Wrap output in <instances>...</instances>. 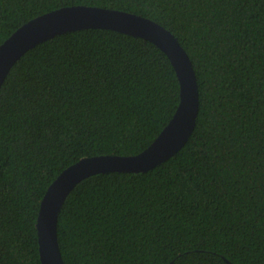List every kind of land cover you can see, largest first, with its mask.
Listing matches in <instances>:
<instances>
[{
	"label": "trees",
	"instance_id": "trees-1",
	"mask_svg": "<svg viewBox=\"0 0 264 264\" xmlns=\"http://www.w3.org/2000/svg\"><path fill=\"white\" fill-rule=\"evenodd\" d=\"M79 5L171 30L193 62L200 112L153 170L75 187L58 222L65 264H264V0H0V46ZM180 100L170 58L141 37L84 29L29 50L0 90V264H42L52 183L83 158L143 152Z\"/></svg>",
	"mask_w": 264,
	"mask_h": 264
},
{
	"label": "water",
	"instance_id": "water-1",
	"mask_svg": "<svg viewBox=\"0 0 264 264\" xmlns=\"http://www.w3.org/2000/svg\"><path fill=\"white\" fill-rule=\"evenodd\" d=\"M84 29H110L146 39L170 58L181 85L179 107L156 140L137 155L86 157L65 169L47 190L38 218L42 264H65L58 237L59 215L67 197L83 180L98 174L142 173L176 155L192 136L200 112L193 62L174 33L141 15L97 6L63 7L20 27L0 46V90L15 64L31 49L56 36Z\"/></svg>",
	"mask_w": 264,
	"mask_h": 264
}]
</instances>
